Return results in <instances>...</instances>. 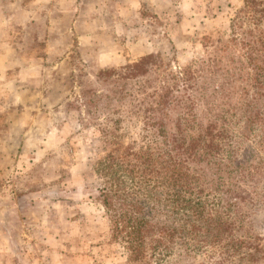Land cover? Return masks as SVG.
<instances>
[{
	"label": "rangeland",
	"instance_id": "374dc122",
	"mask_svg": "<svg viewBox=\"0 0 264 264\" xmlns=\"http://www.w3.org/2000/svg\"><path fill=\"white\" fill-rule=\"evenodd\" d=\"M211 121L234 129L217 158L229 254L183 246L169 264H264V0H0V264H128L99 162L157 169ZM230 187L249 191L231 211Z\"/></svg>",
	"mask_w": 264,
	"mask_h": 264
},
{
	"label": "trees",
	"instance_id": "16d2710c",
	"mask_svg": "<svg viewBox=\"0 0 264 264\" xmlns=\"http://www.w3.org/2000/svg\"><path fill=\"white\" fill-rule=\"evenodd\" d=\"M144 59L139 63L124 66L125 70L138 67ZM119 69H106L102 73H115ZM252 99L245 103L243 110L245 128L242 135L251 131L253 118L256 116ZM160 123L161 132L166 134L169 122L161 120ZM232 130L234 129L229 124L226 126L224 122L211 121L197 135H192L191 131L186 133L179 137L175 155H159L163 161L159 162L160 167L157 166V169L151 167L148 162L142 169L133 165L124 167L120 173H110L104 160L99 162L103 175L107 176L100 189V201L111 223V237L125 248L128 264H169L173 255L178 253L176 250L183 246L187 250L197 252L209 245L215 249H211L213 254L218 245L217 256L224 252L229 254V250L221 249L228 247L230 241L227 240L225 245H221L222 240L226 239L221 231H227L229 224L222 221L219 215L223 185L220 174L222 169L217 158H220L222 137L229 138L227 133L234 132ZM228 152L236 155L232 147ZM202 165L211 167L210 176L205 175ZM137 175L142 180L138 184L132 182ZM153 177L157 183L150 185ZM203 181L212 182L214 192L211 198L210 194L203 192L201 185L195 184ZM225 192L229 194L226 206L228 205L230 211V207L235 205L233 199H236L238 194L242 198L249 194V191L246 193L243 189L232 187L227 188ZM163 217L167 220L159 221ZM205 226L208 230L203 233L207 240L201 239L191 245L190 241L200 236L187 235L201 231ZM254 256L253 253L247 252L241 257L251 260ZM225 259L219 257L218 262Z\"/></svg>",
	"mask_w": 264,
	"mask_h": 264
}]
</instances>
